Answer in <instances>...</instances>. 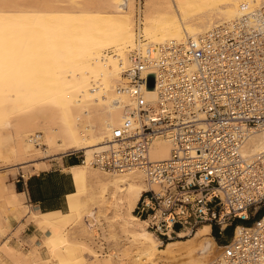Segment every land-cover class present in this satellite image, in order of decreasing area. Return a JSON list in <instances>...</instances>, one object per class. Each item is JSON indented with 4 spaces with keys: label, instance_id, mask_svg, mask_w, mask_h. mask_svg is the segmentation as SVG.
<instances>
[{
    "label": "bare ground",
    "instance_id": "bare-ground-1",
    "mask_svg": "<svg viewBox=\"0 0 264 264\" xmlns=\"http://www.w3.org/2000/svg\"><path fill=\"white\" fill-rule=\"evenodd\" d=\"M263 4L143 0L136 7L135 0H0V158L25 173L36 170L41 158L67 152L83 157L69 168L75 190L65 212L33 210L0 177V237L12 218L26 215L42 232L27 251L0 242V264H123L124 259L133 264H209L217 257L222 246L214 242L210 224L163 242L133 213L142 193L157 189L141 170L107 171L91 159L106 149L112 128L123 123L125 107L133 103L122 88L134 54L145 53L148 45L195 38ZM144 99H157L152 84ZM171 146L169 139L155 138L149 158H169ZM260 152L264 129L251 132L241 148L244 158ZM100 214L127 236L120 252L103 256L86 239L71 235L77 228L94 242L93 221ZM84 251L90 262L82 257Z\"/></svg>",
    "mask_w": 264,
    "mask_h": 264
},
{
    "label": "built area",
    "instance_id": "built-area-1",
    "mask_svg": "<svg viewBox=\"0 0 264 264\" xmlns=\"http://www.w3.org/2000/svg\"><path fill=\"white\" fill-rule=\"evenodd\" d=\"M132 59L122 89L133 103L91 164L138 169L157 185L134 210L162 241L203 223L221 232L237 219L242 226L209 264H264V211L250 221L254 206L264 209V152L241 155L247 136L264 129V4L195 38L148 45ZM149 84L155 101L144 99ZM157 137L170 140L169 158H149Z\"/></svg>",
    "mask_w": 264,
    "mask_h": 264
},
{
    "label": "rangeland",
    "instance_id": "rangeland-1",
    "mask_svg": "<svg viewBox=\"0 0 264 264\" xmlns=\"http://www.w3.org/2000/svg\"><path fill=\"white\" fill-rule=\"evenodd\" d=\"M143 0H135V6L139 7L142 6ZM57 156H51L47 158H41L36 160V170H27V172H16L14 170V167L16 166V163L13 161H10L9 159H2L0 158V177L2 178L3 182L6 186L14 188L13 184L16 182V179L21 176H26L28 173L33 171H38L41 168H46L48 166V162L51 159H56ZM31 167V166H30ZM35 168V167H34ZM24 174V175H23ZM15 189V188H14ZM263 208H258L257 206H254L250 210V221L258 216L261 212H263ZM137 216V215H136ZM88 221L89 218L85 217ZM98 220L93 221L95 223L94 230L95 235L92 236V242L88 239L87 235H83L77 228L72 229L71 235L77 237L78 239H83L86 242L90 243L91 247L97 252L103 256L110 254L113 252H120L124 249V246L127 244L128 238L126 235H124L120 229L119 226L112 220H107L104 216L101 214L97 217ZM11 224L9 225V228L6 230V233L3 234L0 237V242H4L8 240L11 245L18 247L19 249L23 251H27L32 246V242L39 241L40 237L42 236V232H40L38 226L34 223L33 219L30 218L29 215L23 216L15 221V219H11ZM26 222H32L35 227L37 228L36 231L33 232V230L25 229L23 230ZM234 223H241L237 219L233 221ZM250 223V222H246ZM214 229H218L217 226L212 225ZM231 226V225H230ZM226 228V227H225ZM5 235V236H4ZM4 236V237H3ZM161 240L162 238L159 237ZM177 237H174V239ZM222 238H226V235H223ZM90 241V242H89ZM167 240H163L165 242ZM216 243L217 241L214 240ZM100 245V248L96 245ZM217 244V243H216ZM218 246V245H217ZM82 257L86 262H90L91 258L89 256V253L84 251L82 254ZM133 260H126L124 259L123 264H133ZM117 264L118 261L114 260V264Z\"/></svg>",
    "mask_w": 264,
    "mask_h": 264
},
{
    "label": "crops",
    "instance_id": "crops-1",
    "mask_svg": "<svg viewBox=\"0 0 264 264\" xmlns=\"http://www.w3.org/2000/svg\"><path fill=\"white\" fill-rule=\"evenodd\" d=\"M47 162L46 168L30 172L26 176L20 175L13 186L18 193L24 195L26 204L33 210L65 212L68 206V196L75 190L69 168L78 164L80 158L67 152ZM25 229L33 230V232L37 230L32 222H26L23 230ZM211 232L212 225L210 234Z\"/></svg>",
    "mask_w": 264,
    "mask_h": 264
},
{
    "label": "trees",
    "instance_id": "trees-1",
    "mask_svg": "<svg viewBox=\"0 0 264 264\" xmlns=\"http://www.w3.org/2000/svg\"><path fill=\"white\" fill-rule=\"evenodd\" d=\"M19 188V187H18ZM18 191V190H17ZM133 213L136 215L135 210L133 211ZM238 223H234L231 226H226V228H224L221 232H219V230L214 229V227L212 226V232L211 235L212 237H214L215 241H217V245L218 246H222L224 244H226V242L229 240V238L232 235L233 232V228L235 225H237ZM154 235V234H153ZM223 235H226V238H222ZM155 236V235H154ZM157 239H159L157 236H155ZM160 240V239H159ZM166 242V241H165Z\"/></svg>",
    "mask_w": 264,
    "mask_h": 264
}]
</instances>
